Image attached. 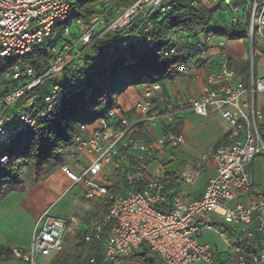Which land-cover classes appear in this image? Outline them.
Masks as SVG:
<instances>
[{
    "label": "built area",
    "instance_id": "built-area-1",
    "mask_svg": "<svg viewBox=\"0 0 264 264\" xmlns=\"http://www.w3.org/2000/svg\"><path fill=\"white\" fill-rule=\"evenodd\" d=\"M79 1L0 0V68L11 59L20 61L32 52L34 45L49 39L53 27L69 19L72 4ZM171 1L134 0L113 17L93 14L87 20L76 18L63 26L64 40L52 47V62L42 75L36 76L31 68H26L22 74L18 70L13 73L14 79L22 76L26 79L0 98V145H9L17 135L33 126L59 98L80 91V79L74 80L72 74L85 65L88 48L94 39L106 33L121 35L116 45L112 41L108 47L109 60L130 46H153V16L166 12ZM236 1L223 0V5L230 9L233 25L238 23L243 12L241 5L234 4ZM247 3L249 36L251 39L264 38V0H247ZM159 53L164 57L177 54L173 46ZM187 70L185 62L177 67L181 74ZM63 74L66 79L62 78ZM49 79L54 81L44 97L45 107L35 112L31 109L32 102H22L21 98L27 90ZM250 91L251 102L241 101L245 88L224 62L207 75L201 95L186 99L195 114L207 116L209 110L214 109L228 125L227 140L212 152L215 173L205 183L199 199H187L181 193H174L169 200L163 192L164 183L149 175L150 159L164 151L166 160H173V150L184 142V135L160 136L152 142L136 136L138 123L152 124L163 115L172 118L175 114L173 103L156 106L150 100V91H146L135 105L139 113L136 120H131L120 107L112 105L91 124L80 125L73 149L87 155L86 162H75L77 171L67 165L60 169L72 185L81 186L82 197L99 196L109 202L105 218L82 231L84 242L103 243L101 259L90 257L84 264H124V258L143 243L158 254L163 264H222L216 248L202 240L207 231L220 237L233 264H264V194L249 199L246 204L231 205L237 192L251 189L247 166L257 156L264 158V144L256 127L262 113L253 104L254 93H264V75L252 84ZM249 107L250 113L246 110ZM89 126H92L91 131L87 132ZM129 155L133 156V161L126 166ZM7 160L6 155L0 158L2 163ZM105 166L110 167L113 174L120 171L125 180L124 191L114 193L101 182L98 176ZM197 177L198 171L187 169L176 177V181L193 183ZM137 181L140 189H137ZM164 204L170 209L157 208ZM211 216L232 226L243 239L259 234L255 244L257 250L248 252L226 230L213 225ZM107 224L110 228L104 234ZM80 230L76 216L60 219L44 211L37 218L29 248H12L11 253L28 264H38L39 256L59 252L63 237Z\"/></svg>",
    "mask_w": 264,
    "mask_h": 264
},
{
    "label": "crops",
    "instance_id": "crops-1",
    "mask_svg": "<svg viewBox=\"0 0 264 264\" xmlns=\"http://www.w3.org/2000/svg\"><path fill=\"white\" fill-rule=\"evenodd\" d=\"M201 2L209 9L216 4V0H201ZM242 2L248 7L247 0L236 1L237 4ZM224 8V15L220 13L215 15L217 23L225 29L236 30L240 33L238 38L222 39L199 33V42L186 39L184 36L189 35L188 32H180L176 39L182 56L186 58L187 72L184 74L176 72L155 83L146 84L141 89L127 87L116 99V105L131 120L138 118L139 113L135 105L146 91H150V100L156 106H166L169 102L174 104L175 114L172 118L166 115L160 116L152 124L143 123L140 131H137L138 138L145 142H152L160 136L177 133L185 137L184 142L173 150V160L167 161L165 152L160 151L149 162V175L164 183L163 192L168 199L174 193H181L187 199L201 198L205 183L215 173L212 152L217 145L227 140L228 135L227 122L216 110L210 109L207 116H199L188 107L186 99L201 95L207 75L224 62L229 69L235 72L236 79L241 81L245 88V92L240 97L241 101L251 102V86L255 85L257 79L264 75V38H250L249 20L246 18L248 17L247 10L242 12L238 23L233 25L230 20L229 7L224 6ZM255 25H257L256 21ZM210 26L212 24L208 25ZM253 41L255 48L252 47ZM155 86L157 87L154 88ZM253 102L255 108L262 113L258 123L264 127V93L255 92ZM246 110L250 113L251 107ZM91 127L87 128V132L91 131ZM257 157L247 166L251 189L247 192H237L231 205L237 202L246 204L249 199L260 198L264 194V158L260 156L261 160H259ZM132 161L133 156L129 155L124 165H131ZM189 162L199 169L195 182L176 181V177L189 169ZM98 178L109 189L112 190L113 186L117 185L118 192L124 191L121 179L123 176L121 175V178L115 176V173H111L110 167L105 166ZM74 187L77 189L72 192ZM104 201L99 196L92 199L82 197L81 186L72 185L60 167L55 168L44 179L33 185L1 186L0 264H28L15 258L11 249L26 250L29 248L37 218L44 211L60 219L74 215L79 219L82 230L75 234L65 235L61 250L48 256H39L38 264H56L64 257H66L65 264H84L90 257L100 260L103 243L84 242L82 231L87 226L105 218L106 214H102ZM255 220L256 216L253 217V223ZM105 227L104 234L109 231L108 229L105 232ZM211 235L216 240L205 239ZM229 236L235 239L234 236L230 234ZM202 240L216 248L223 262L228 258L222 240L214 232H205ZM124 264H143V262L130 255L124 258Z\"/></svg>",
    "mask_w": 264,
    "mask_h": 264
},
{
    "label": "trees",
    "instance_id": "trees-1",
    "mask_svg": "<svg viewBox=\"0 0 264 264\" xmlns=\"http://www.w3.org/2000/svg\"><path fill=\"white\" fill-rule=\"evenodd\" d=\"M133 2L134 0H81L72 4L71 16L65 22L53 27L49 39L43 44L34 45L32 52L20 61L11 59L0 68V87H6L3 91L0 90V98L20 86L26 79L24 76L18 80L13 78L19 63L23 64V70L31 68L36 76L42 75L50 67L53 59L52 47L64 40L63 26L71 24L76 18L87 20L93 14L113 17ZM239 5L243 7V11L247 10L246 18L249 20V8L244 2ZM224 11L223 0H216L212 9L204 6L201 0H172L166 12L153 16L154 27L151 35L155 40L154 45L151 47L144 45L140 48L130 46L126 50L118 51L113 60L107 58V50L112 41L113 44H117L121 35L106 33L101 38L94 39L88 48L85 65L72 74L74 80L80 79V91L59 98L54 107L33 126L17 135L9 145H0V158L6 155L8 159L5 163L0 161V187L12 185L19 179L25 184L26 174L29 185L44 179L55 168L64 165L69 149L74 147L80 125L91 124L96 118L105 114L117 95L129 86L155 83L168 75L175 74L178 65L186 59L182 56L176 39L180 32L191 34V31L194 33L200 31L204 36L222 39L238 38L240 33L236 30L225 29L217 23L215 15L217 13L224 15ZM210 24L212 26L208 27ZM172 46L177 52L175 56L164 57L159 53ZM255 46L253 41L252 47ZM52 81L54 80H45L27 90L21 101H31V109L35 112L43 109L44 97L49 93ZM142 124H137L138 132ZM256 127L264 144V127L258 121ZM136 184L137 189H140V182L137 181ZM111 191L118 193V186H113ZM108 205L109 202L105 200L102 205L103 215L106 214ZM157 208L163 211L170 209L165 204L158 205ZM210 222L234 236L237 243L244 246L248 252L257 250L248 239L241 238L233 227L214 219ZM109 228L110 224H107L105 232ZM131 256L140 259L143 264H163L158 254L146 243L133 251ZM65 262L66 257L62 261L58 260L56 264H65ZM221 262L223 264L222 260Z\"/></svg>",
    "mask_w": 264,
    "mask_h": 264
},
{
    "label": "rangeland",
    "instance_id": "rangeland-1",
    "mask_svg": "<svg viewBox=\"0 0 264 264\" xmlns=\"http://www.w3.org/2000/svg\"><path fill=\"white\" fill-rule=\"evenodd\" d=\"M191 34H187V35H185L184 37L187 39V38H189V39H191V40H194V41H199V39H198V34L200 33V31H197V32H193V31H191L190 32ZM184 38V39H185ZM200 42V41H199ZM17 69H18V71L22 74L23 73V64H21V63H19L18 64V67H17ZM68 77V76H67ZM62 78H64V79H66V75H64L63 74V76H62ZM55 79H58V77L57 78H55ZM146 86V83H140V84H137V85H133V86H131V88H137V89H141V88H143V87H145ZM130 87V86H129ZM4 89H6V87H0V90L1 91H3ZM120 95V94H119ZM119 95H117L116 97H115V99H114V101H113V103H112V105H116V103H117V101H116V99H117V97L119 96ZM106 104V103H105ZM259 160H261V157L259 156V157H257ZM75 162H80V163H84V162H86V155H84L82 152H76V151H74V149L73 148H71V149H69V152H68V155L66 156V160H65V162H64V165H67V166H71V168L73 169V170H75V171H77L78 170V168L75 166L76 164H75ZM195 164H197V163H195ZM58 167H60V166H58ZM189 169L190 170H196V171H198L199 169L197 168V166L196 167H194V165L192 164V163H190L189 162ZM115 176H117L118 178H121V173H120V171H116V173H115ZM122 179V184H123V187L124 186H126L125 185V180H124V178H121ZM27 182H28V176H27V174L25 175V184H27ZM24 185V183H23V181L22 180H17V181H15V182H13V184H12V186H16V187H22ZM73 189V191L72 192H74V191H76V187H74V188H72ZM211 217H213V216H211ZM227 226H228V224H227ZM220 229H223L222 227H220ZM205 239H208V240H211V241H213V240H216L212 235L210 236V237H205ZM218 240V239H217ZM259 240V234H255L254 235V237L253 238H251V239H248V241H250V243H252V245L254 246V247H256V243H257V241ZM219 241V240H218ZM227 254V253H226ZM227 256H228V258H226L225 259V261L223 262V264H233L232 263V261H231V259L229 258V255L227 254Z\"/></svg>",
    "mask_w": 264,
    "mask_h": 264
}]
</instances>
